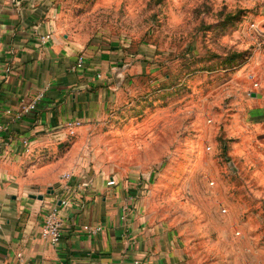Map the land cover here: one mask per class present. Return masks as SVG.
<instances>
[{"label":"rangeland","instance_id":"rangeland-1","mask_svg":"<svg viewBox=\"0 0 264 264\" xmlns=\"http://www.w3.org/2000/svg\"><path fill=\"white\" fill-rule=\"evenodd\" d=\"M47 1L60 33L138 65L123 127L92 131L91 162L142 184L185 264H264V32L243 2Z\"/></svg>","mask_w":264,"mask_h":264},{"label":"crops","instance_id":"crops-1","mask_svg":"<svg viewBox=\"0 0 264 264\" xmlns=\"http://www.w3.org/2000/svg\"><path fill=\"white\" fill-rule=\"evenodd\" d=\"M237 1L245 7L237 12L264 32V0ZM48 4L0 0V122L7 126L0 139V264H185L174 234L146 214L142 184L92 163L96 154L87 151L93 130L123 127V85L138 65L129 66L119 44L60 33ZM82 52L86 62L77 69ZM40 92L36 109L17 120L7 112ZM69 121L81 122L74 134ZM54 206L63 216L55 244L42 235L44 214ZM85 224L102 229L89 234Z\"/></svg>","mask_w":264,"mask_h":264},{"label":"built area","instance_id":"built-area-1","mask_svg":"<svg viewBox=\"0 0 264 264\" xmlns=\"http://www.w3.org/2000/svg\"><path fill=\"white\" fill-rule=\"evenodd\" d=\"M42 40H47L51 37L50 33L43 34ZM0 54H1V48H0ZM86 62V55L84 52H82L76 61V68L81 69L84 67ZM2 61L0 57V72L2 70ZM98 77L103 78V73H98ZM43 92L38 93L32 100L22 105L21 109L19 111H13L12 109H7L8 113L13 114L14 120L21 118L24 114L31 112L32 110L36 109L40 100L42 99ZM80 121H69L67 123V127L69 128L70 134L75 133V127L79 125ZM7 129V126L0 122V139L4 136L5 130ZM24 143L29 146V141L27 139L24 140ZM27 150H29V147H27ZM71 176V173L67 172L64 174V177L69 178ZM135 194L130 195V200L135 199ZM64 204H67L66 200H62ZM129 209V204H126L124 206V211H127ZM62 225H63V216L60 210L59 206H54L51 209H49L44 214V221H43V227H42V235L49 239L52 243H58L62 237ZM84 229L89 234H97L101 229V225H91V224H85ZM29 264V263H25ZM133 264H140V260H134Z\"/></svg>","mask_w":264,"mask_h":264},{"label":"water","instance_id":"water-1","mask_svg":"<svg viewBox=\"0 0 264 264\" xmlns=\"http://www.w3.org/2000/svg\"><path fill=\"white\" fill-rule=\"evenodd\" d=\"M33 196H36V195H35V194H33ZM38 197H39V198H43V195H42V194H40Z\"/></svg>","mask_w":264,"mask_h":264}]
</instances>
